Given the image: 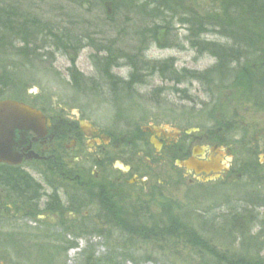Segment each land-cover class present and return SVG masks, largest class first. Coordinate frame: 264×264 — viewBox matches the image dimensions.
Returning <instances> with one entry per match:
<instances>
[{
  "label": "rangeland",
  "instance_id": "374dc122",
  "mask_svg": "<svg viewBox=\"0 0 264 264\" xmlns=\"http://www.w3.org/2000/svg\"><path fill=\"white\" fill-rule=\"evenodd\" d=\"M0 1L30 12L59 31L67 30L84 39L74 65L81 74L78 84L72 82L70 74L73 67L70 60L76 54L64 55L54 47H47L38 50L28 61L11 51L0 57V65L9 78L0 101L28 102L65 121L86 123L118 136L129 133L134 124L144 126L152 122L162 124L167 130H199V135L214 136L222 152L230 148L225 156L232 157L237 166L243 164L251 170L264 162V91L232 89V78L224 84L228 85L224 90L216 91L221 87L219 80L213 82V86L194 81L176 85L158 73L150 74L154 64L167 65L165 75L169 70L204 72L215 65L212 56L200 54L191 47L185 39V29L174 24L170 35L163 38L162 46L141 48L122 15L114 16L111 24L104 20L106 12L95 4L98 0ZM188 3L193 10L201 11L199 2L188 0ZM87 37L95 45H86ZM206 38L225 42L216 34ZM111 42L112 45H108ZM107 47L120 57L116 66L108 70L111 81L96 67V64L101 66ZM133 70L138 80L126 89L124 83L131 79ZM76 157L77 154H73L71 161ZM164 175L155 179L156 184L159 179L163 182V195L159 200L142 196L143 201L153 202L151 212L141 205L132 209L142 214L141 224L127 220L132 216L121 217L125 220L118 225L95 223V216L102 212L96 204L70 215V219L46 210L34 215L35 211L29 207L24 211L1 212L0 264H86L88 259L97 264H198L199 256L193 257L194 249L190 245L162 238L130 237L120 227L152 225L164 219L167 201L180 206L183 217L210 240V247H218L215 249L218 252L243 254L251 261L264 259V208L245 207L253 199L264 201V179L260 188L249 171L239 181L223 180L222 176L216 182L190 185L188 178L182 179L181 171L170 161ZM69 190L76 192L72 185ZM136 192H140L139 189L136 188ZM161 203L165 204L160 206ZM15 204L17 207L20 203ZM228 207L243 210L239 227L226 225L222 218L216 219ZM85 212L89 213L88 218ZM200 215L211 219L212 226H204L199 221ZM224 226L227 231L222 229Z\"/></svg>",
  "mask_w": 264,
  "mask_h": 264
},
{
  "label": "trees",
  "instance_id": "16d2710c",
  "mask_svg": "<svg viewBox=\"0 0 264 264\" xmlns=\"http://www.w3.org/2000/svg\"><path fill=\"white\" fill-rule=\"evenodd\" d=\"M193 1L200 3L201 11L193 10L188 0H98L95 4L106 12L104 20L110 24L115 21L114 16L122 15L124 23H128L130 26L129 31L134 34L132 37L136 38L135 40L138 45H141V48L146 45H161L163 38L168 37L175 28V24L186 30L185 39L192 48L200 54H209L215 59V65L204 72L196 73V71L183 70L177 73L174 70H167L168 73L165 75L167 65L157 66L154 64L150 67V74L158 73L161 78H166L176 85L197 81L207 84V86H213V82L219 80L221 87L218 86L216 91L225 89L228 85L224 86V84L232 78L231 84H233L230 86L232 89L243 88L248 92L257 90L263 92L264 0ZM108 3L111 4L109 6L110 15ZM135 22L136 24H134ZM209 34H216L225 42L210 41L206 38ZM87 38L90 43L88 42L86 45H95L92 39ZM83 42V37L73 36L67 30L59 31L52 24L41 20L30 12L20 10L15 5H4L0 1V57H5V54L11 51L17 57L28 61L30 57L35 56L38 50L47 47H54L64 55L76 54L70 60L73 65L70 74L72 82L78 84L81 74L74 65L78 52L83 48ZM112 43L108 45H112ZM105 50L106 55L101 58V66L96 64V67L102 70L106 79L111 81L108 70L112 66H116V61L120 57L112 51V48L107 47ZM133 67L135 66L133 65ZM6 72L0 65V94L9 83ZM131 79V82L124 83L126 89H130V84L138 80V75L134 70ZM256 185L259 186L258 183ZM0 188L9 193L14 204H23L25 207L33 208L34 211V200L41 197L43 189L42 185L33 178L23 175L18 169H11L5 165H0ZM245 207L246 209L264 208V201L253 199L248 201ZM46 211L57 210L48 205ZM180 211V206L167 201L165 220H158L152 225L120 227L125 233L128 232L130 237L142 236L144 240L162 238V240L178 241L184 245H190L194 249L193 257L199 256L198 264H264V259L259 262L251 261L243 254L231 255L226 252H218L215 250L218 247H210V240L200 234ZM242 212L243 210L235 207H228L224 213L217 215L216 219L222 218L226 225L230 223L231 226L235 224V227H239V220L244 215ZM199 217V221L204 226H212L211 219L209 220L203 215ZM226 228L227 226H224L222 229L227 231ZM206 256H209L207 261L205 260ZM86 264L97 263L88 259Z\"/></svg>",
  "mask_w": 264,
  "mask_h": 264
},
{
  "label": "flooded vegetation",
  "instance_id": "af4514ba",
  "mask_svg": "<svg viewBox=\"0 0 264 264\" xmlns=\"http://www.w3.org/2000/svg\"><path fill=\"white\" fill-rule=\"evenodd\" d=\"M171 66L174 69L173 63ZM18 102L42 112L46 119L45 129L18 137L16 152L21 156L20 164L0 165L18 169L42 185L41 197L33 203L34 215L45 213L51 205L57 211L46 212L69 217L96 204L102 212L95 216V223L118 225L125 220L121 217L132 216L127 220L141 224L142 214L132 209L141 205L151 212L149 208L153 202L149 200H159L163 195V182L159 179L156 184L155 179L165 176L169 161L181 171L182 179L188 178L190 185L216 182L222 176L223 180L239 181L250 171L262 188L264 162L251 170L243 164L237 166L232 157L225 156L230 148L222 152V146L214 136L199 135V130H167L162 124L152 122L144 126L134 124L129 133L118 136L115 132L104 133L86 123L65 121L31 103ZM73 154L77 157L71 161ZM36 155L39 158H35ZM190 160L205 163L211 171L197 174L184 165ZM71 185L76 192L70 193ZM136 188L140 192H136ZM142 196L149 200L143 201ZM162 204L165 203L160 206ZM17 209L24 211L26 207L23 204L16 207L9 193L0 188V213ZM88 217L89 213L85 212V218Z\"/></svg>",
  "mask_w": 264,
  "mask_h": 264
},
{
  "label": "water",
  "instance_id": "95a60500",
  "mask_svg": "<svg viewBox=\"0 0 264 264\" xmlns=\"http://www.w3.org/2000/svg\"><path fill=\"white\" fill-rule=\"evenodd\" d=\"M109 15H110V7ZM46 119L42 112L18 101H0V164L18 165L21 156L16 152L18 137L27 132H39L45 129ZM35 158H39L37 155ZM264 159V157H262ZM188 169H193L197 174L209 173L205 163L192 162L184 164Z\"/></svg>",
  "mask_w": 264,
  "mask_h": 264
}]
</instances>
